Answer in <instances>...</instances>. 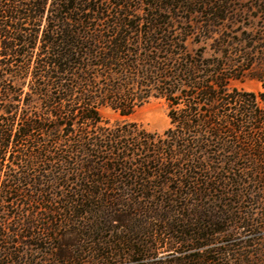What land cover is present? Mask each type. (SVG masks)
Returning a JSON list of instances; mask_svg holds the SVG:
<instances>
[{
  "label": "trees",
  "instance_id": "trees-1",
  "mask_svg": "<svg viewBox=\"0 0 264 264\" xmlns=\"http://www.w3.org/2000/svg\"><path fill=\"white\" fill-rule=\"evenodd\" d=\"M102 1L0 0V264H38L34 250L43 264H144L156 233L172 264H223L226 217L202 205L157 229L149 204L159 194L156 208L188 210L243 177L264 182V74L257 95L232 88L228 52L190 49L212 39L224 7L204 2L208 18L193 22L196 10L169 15L185 9L175 0L152 15ZM258 9L264 24V0ZM150 98L168 105L162 134L100 114L128 117Z\"/></svg>",
  "mask_w": 264,
  "mask_h": 264
},
{
  "label": "rangeland",
  "instance_id": "rangeland-1",
  "mask_svg": "<svg viewBox=\"0 0 264 264\" xmlns=\"http://www.w3.org/2000/svg\"><path fill=\"white\" fill-rule=\"evenodd\" d=\"M170 1L172 0H103L102 2L112 8L114 3L128 4L130 6L129 12L134 15H152L157 14L152 6L160 5L163 7L164 4L171 3ZM204 2L224 7L223 14L226 17L223 20L216 19L214 22L210 33L212 39L203 40L197 45H190V49L205 48L207 57L213 55L218 58L222 57L224 52H228L231 61L227 62L237 71L236 74H239V79L231 81L230 87L255 95L259 94L263 88L255 76L264 74V24L258 9L260 0H175L173 4L185 6V9L177 8L175 11L171 9L168 13L173 17L176 15L185 17L192 10H196L199 15L193 11L192 21L206 20L209 7ZM165 12L161 11V14L165 15ZM191 31L194 35L202 36L205 34L203 28L198 26H193ZM168 111V105L163 99L150 98L148 102L137 108L128 117H121L109 108H102L100 114L112 126L118 122L132 123L147 133L162 134L170 127ZM250 160L254 159L242 157L238 162L248 166ZM259 160L255 159L254 161L259 162ZM245 178L243 177L240 181L244 183L240 187L236 185L237 182L231 184L233 185L231 187L229 184L232 180L229 181L227 188L229 191H225V195L221 192H215L210 197H206L207 199L201 200L199 197L188 199L187 202L192 204L188 210L181 209L184 205L183 201H180L177 206L173 205L170 211L165 209L167 205L164 209L156 208L154 205L162 198L161 195L157 194L154 203L149 204L151 210L147 214V219L152 226H156L155 228L158 229L160 223L156 222L157 219H169L170 221L186 219L188 215L199 211L200 208L202 209L203 205L210 209L209 216H219V218L224 216L228 219L227 223L222 222L220 226L225 232L215 237V246L221 250H231L229 256L219 257L223 259L221 263L264 264V182L255 184L249 178ZM242 186L243 188H241ZM236 190L239 193L232 194ZM56 192L59 193L60 191L56 188ZM135 215L136 218L145 217L141 213H135ZM242 225L246 228L240 227ZM228 235L233 236L232 241L236 243L234 247H223L225 240L229 238ZM144 238L150 247V251L142 261L144 264H172L175 261L177 256L175 249L157 244L158 240L162 239V235L156 233L153 237ZM139 241L134 240L136 248H140L137 246ZM200 243V241L197 242V244ZM92 247L94 245L87 246L88 249ZM31 254L37 258L38 264H43L44 255L36 253L35 250Z\"/></svg>",
  "mask_w": 264,
  "mask_h": 264
}]
</instances>
